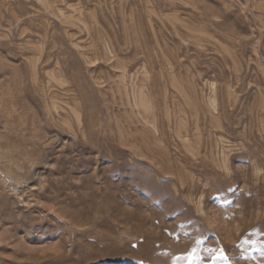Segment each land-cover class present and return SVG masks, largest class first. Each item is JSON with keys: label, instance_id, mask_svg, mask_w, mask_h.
<instances>
[{"label": "rangeland", "instance_id": "rangeland-1", "mask_svg": "<svg viewBox=\"0 0 264 264\" xmlns=\"http://www.w3.org/2000/svg\"><path fill=\"white\" fill-rule=\"evenodd\" d=\"M0 264H264V0H0Z\"/></svg>", "mask_w": 264, "mask_h": 264}]
</instances>
